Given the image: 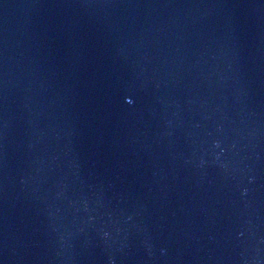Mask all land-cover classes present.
Listing matches in <instances>:
<instances>
[{"label":"water","instance_id":"1","mask_svg":"<svg viewBox=\"0 0 264 264\" xmlns=\"http://www.w3.org/2000/svg\"><path fill=\"white\" fill-rule=\"evenodd\" d=\"M0 264H264V0H0Z\"/></svg>","mask_w":264,"mask_h":264}]
</instances>
